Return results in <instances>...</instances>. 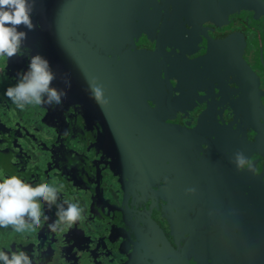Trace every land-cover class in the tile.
I'll use <instances>...</instances> for the list:
<instances>
[{
    "label": "flooded vegetation",
    "instance_id": "1",
    "mask_svg": "<svg viewBox=\"0 0 264 264\" xmlns=\"http://www.w3.org/2000/svg\"><path fill=\"white\" fill-rule=\"evenodd\" d=\"M70 1L37 0L32 19L39 26L28 31L29 42L25 43L57 73L53 86L64 88V78L72 82L65 89L62 105L45 107L53 115L67 113L78 119L76 129L67 124L50 135L49 128L37 120L42 106L21 110L13 104L5 91L15 84L17 72L27 69L29 60L27 56L8 61L0 58V172L18 175L33 185L44 181L62 184V198L78 200L84 208L86 219L76 227L42 236L40 264H152L154 259L143 252L149 246L160 253L163 264H180L161 250V241L175 251L182 250L184 239L177 229L183 223L178 222L176 207L180 204L192 215L186 206L188 195L195 199L209 195L212 200L205 211L212 218L211 226L220 218L219 226L227 232L240 228L236 213L242 209L241 201L243 213L244 203H250L246 197L250 179L258 176L264 182V15L243 9L223 19L217 1L198 0L197 19L193 0H150L154 5L149 11L158 16L147 11L137 30L97 36L91 24L79 20L80 13L71 11ZM61 4L70 9L53 15ZM74 42L87 44L81 51L89 48L102 57V73L108 67L112 71L105 75L114 77L105 88L116 87V94L103 110L88 91L89 71L80 78L74 76L78 71L73 60L80 59V51L66 46ZM155 46L160 56L155 54ZM170 53L185 56L186 62L172 63ZM154 76L160 80L155 81ZM109 108L116 109V116L138 117L151 125L161 118L174 134L172 141L195 130V158L188 156L186 145L178 149L170 143L164 158L156 157L160 155L157 150L151 151L154 159L133 158L109 139V130L101 121ZM71 126L74 131L69 137ZM126 128L130 133L140 132L135 126ZM42 133L52 143L59 142V147L42 150ZM19 135L24 136L21 148ZM237 151L252 161L254 173L237 171L232 162ZM179 180L195 192L178 191ZM229 212L235 214L233 221L227 218ZM46 214L51 223L55 221L54 208ZM244 219L239 221L245 232L249 222ZM6 230L0 228V249L6 251L37 238L34 232L13 237L16 232L11 229L13 235L9 236ZM183 236L187 237L185 232ZM191 246L186 248L183 264L213 262L206 252Z\"/></svg>",
    "mask_w": 264,
    "mask_h": 264
},
{
    "label": "water",
    "instance_id": "2",
    "mask_svg": "<svg viewBox=\"0 0 264 264\" xmlns=\"http://www.w3.org/2000/svg\"><path fill=\"white\" fill-rule=\"evenodd\" d=\"M197 1L198 0H193V3L196 4L195 10L197 13L196 17L198 19L200 5ZM214 1H217L219 18L225 19L228 14L238 12L243 9H250L251 11H254L255 16L256 14L258 16L260 14L264 15V11L262 9L264 7V0ZM151 5L154 4H151L150 0H71L69 6L72 9L71 11L81 14V16H79V20L81 22L87 21L92 25V29L96 32L97 36H101L108 32L115 33L113 31H119L120 29H122L121 32L124 34L130 30L132 32L137 30L139 28V22H142L141 19L147 11L148 14L150 12V14L158 16L156 11H149ZM70 8L66 6V4L64 6L61 4L60 7L58 6L53 9V15L55 13L64 14ZM260 9H262V11H259ZM192 16L194 17L193 14ZM212 16L215 18L217 14ZM127 20H129V23H126ZM55 30L58 32V29L55 28ZM48 34H50L51 42H53L54 39L51 35L52 32H49ZM230 37L234 38L235 36ZM26 41L29 42V40ZM66 46L77 48L80 51V59L75 58V60H73L75 63V69L78 71L74 76L80 78V75L89 71V81L94 78L97 83L103 85L105 95H107L106 98H113L116 94V87L112 86L105 88V85L110 78L114 77L105 76L107 73L112 72L109 71V67L103 69L106 70L105 74L102 73V57L96 51L90 50L89 48L87 52H84V49L81 51V48L88 47L87 44L82 42H74L66 44ZM211 48H209L210 52ZM71 50L74 51L73 49ZM214 51H217V49H214L213 47V52ZM141 52L142 50L138 51L139 54H141ZM155 54L158 56L162 54L157 46H155ZM170 54L172 56V63L184 64L186 62L185 56L178 53ZM194 62L195 61H192V63ZM104 77L106 78V82H103ZM78 78L76 80L79 81ZM154 78L155 81L160 80V77L154 76ZM71 83L72 82H70V85ZM81 83L82 82H80V84ZM108 83H110V81ZM156 94H158L157 91ZM96 106L98 105L96 104ZM105 110L107 112L105 114L107 115H104L101 118V121L104 122L105 127L109 130L110 141L119 144L123 150L126 153L128 152L133 158L147 160L152 157V159H154L151 155V151L154 152V150H157L156 155H159L158 152L160 153V155L156 157L164 158L166 149L169 145L177 147L178 149H183L186 145L185 150L188 156L191 157V159L195 158V130L191 131V133H186L184 138L183 135H180V138L173 139L172 141L171 137H174V134L171 131H168L171 130L170 126L165 124L164 120L161 118H158L157 121H155V125H151L143 122V120L138 117H125L121 114L116 116L113 114L114 111H116L115 108ZM118 111L121 112L122 109L118 107ZM127 126H135L139 128L140 132L136 134L130 133L126 128ZM168 133L171 134L169 135ZM168 138H170V140H168ZM168 143L170 144L168 145ZM262 168V173H264V163ZM251 176L254 175L251 173ZM249 185L250 193L249 196L247 195L246 197L249 199L250 203H244L245 211L243 213V205H241L243 203L241 201L240 207H242V209L238 214L236 213L238 216L236 217V221L238 220L240 228H233L227 232L222 231L223 229L221 228V225L219 226L220 218L217 220L218 224L211 226L213 222L212 218H210V214L205 211L208 206L207 203H210L212 200L211 197L207 195L206 197L195 199L188 195L186 206L191 208L189 211H192V215H187V213L182 210V205L179 204L176 207V217L178 218V222L183 223L182 229H177L180 237L184 239L182 250L175 251L168 243L164 242V240L161 241L163 243V245L161 244V250L170 255L171 258L180 264H183L182 260L184 258L186 248H188L191 243V248H197L203 253L206 252L213 258V262L210 264H264V214L262 213L264 212V182L260 183L258 176H254L250 179ZM175 188L181 193L185 192L188 194L186 192L187 188L182 185L181 180H179ZM215 202L216 201L214 200L213 203ZM107 206L112 210H121V212L123 211L125 213L128 212V215L135 214L134 211L129 212L128 209H121L116 205ZM243 216L245 217L244 221L249 222L245 232L243 231V226L239 221V219H243ZM227 218H231V221H233L235 214L229 212ZM208 224L209 228L206 229ZM183 232H185L187 237L183 236ZM142 240H144L143 237ZM143 252L147 253L154 259L152 264H163L159 255L160 253H156L151 246L146 248Z\"/></svg>",
    "mask_w": 264,
    "mask_h": 264
},
{
    "label": "clouds",
    "instance_id": "3",
    "mask_svg": "<svg viewBox=\"0 0 264 264\" xmlns=\"http://www.w3.org/2000/svg\"><path fill=\"white\" fill-rule=\"evenodd\" d=\"M36 4L37 0H0V58L8 61L27 56L29 60L27 69L18 71L15 84L5 91V95L21 110L30 105L60 106L67 96L65 89L71 87L67 78H64V88L53 86L57 73L44 56L32 54L25 43L28 31L39 26L32 19ZM88 91L103 110L109 103L103 85L93 78L88 81ZM232 162L237 171L247 169L254 173L252 161L242 152H235ZM62 190V184L44 181L33 185L18 175L6 176L0 172V228L10 227L17 233L34 231L49 221L46 210L54 208L56 219L48 227L53 232L71 230L86 219L84 208L78 200L63 199ZM186 192L193 193L195 188H188ZM0 264H40V259L22 249H0Z\"/></svg>",
    "mask_w": 264,
    "mask_h": 264
},
{
    "label": "rangeland",
    "instance_id": "4",
    "mask_svg": "<svg viewBox=\"0 0 264 264\" xmlns=\"http://www.w3.org/2000/svg\"><path fill=\"white\" fill-rule=\"evenodd\" d=\"M42 112H40L41 114H39V116L37 117V120H39V122L43 123L45 126H47L49 128L50 131V135L51 133H55L57 134L59 131H62V127L67 125V124H72L74 130L76 129V125L78 123V119H73L69 117V114L67 115V113L64 114H59V115H53V113L45 107L42 106ZM55 117V118H54ZM62 120V121H60ZM59 123V124H58ZM70 128V131L68 132V136L71 137L73 135V128ZM77 132V131H76ZM2 133V128H0V134ZM75 134V133H74ZM81 134V133H80ZM10 137V136H9ZM24 136L19 135L18 139L20 141L18 148H21V143H22V139ZM15 135H12L10 137V139H14ZM40 146L42 147V150L46 149L47 147H49L50 145L53 146V148H58L59 147V142H54L52 143L51 140L49 139V135H43V133L41 134V140H40ZM23 145V143H22ZM18 152H20V150H18ZM22 165V164H21ZM50 221H47L44 223L43 227L38 228L34 231H30L27 233H31L34 232V237L37 236V238H33L27 242H23V246L22 244H20V246H18V249H22L25 250L30 256L38 257L40 258L43 255L44 250H42V246L44 244V242L41 240L42 236L44 234L48 235L49 233L52 232V230L48 227V224H50ZM76 227V224L72 227L74 228ZM7 235L12 236L13 235V230H11V228H7ZM46 231H48V233H45ZM17 234H21L22 237L26 236V233H15L13 237H15V235ZM13 237L11 238V244H14L13 241ZM4 240V236L2 237L1 241ZM49 243V242H48ZM22 246V247H21ZM24 248V249H23ZM17 249V250H18Z\"/></svg>",
    "mask_w": 264,
    "mask_h": 264
}]
</instances>
